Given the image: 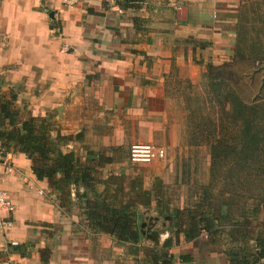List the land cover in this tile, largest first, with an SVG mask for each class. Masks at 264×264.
Returning a JSON list of instances; mask_svg holds the SVG:
<instances>
[{
	"label": "crops",
	"instance_id": "obj_1",
	"mask_svg": "<svg viewBox=\"0 0 264 264\" xmlns=\"http://www.w3.org/2000/svg\"><path fill=\"white\" fill-rule=\"evenodd\" d=\"M263 4L137 0L120 9L114 0H80L73 7L62 0H0V97L16 96L20 121L57 111L60 126L53 120L52 137L72 136L61 150L109 158L101 179L122 182L124 191L150 192V207L138 211L152 212L144 220L158 222L154 192L171 172L167 151L181 133L177 122L169 125L170 96L181 94L182 83L205 80L207 87L209 80H223L241 98L264 100V46L257 36L248 37L260 23ZM136 143L164 148L165 159L138 164L143 173L130 168L135 164L121 151ZM8 154L14 172L3 177L2 186L16 210L6 241L25 245L34 236L38 241L25 257L5 248L0 264H42L44 249L50 254L47 264H148L140 241L117 243L90 228L75 199L62 213L56 194L34 177L26 156ZM201 250L180 236L168 252L173 264H229L226 249L207 256Z\"/></svg>",
	"mask_w": 264,
	"mask_h": 264
},
{
	"label": "trees",
	"instance_id": "obj_2",
	"mask_svg": "<svg viewBox=\"0 0 264 264\" xmlns=\"http://www.w3.org/2000/svg\"><path fill=\"white\" fill-rule=\"evenodd\" d=\"M135 1L114 0V4L122 9ZM206 90L207 94L210 93L208 99L213 96L210 102L205 97L198 99L197 116L200 122L192 126L194 134L198 132L201 143L209 146L212 161L220 157V160L229 161L231 167L235 168L234 173L232 169L226 174L222 173V181L243 180L250 184L247 188L241 187V192L247 194L245 197L238 194L236 189L221 192L219 196L229 194L235 205L239 199L260 201L262 197L259 192L264 189V101L255 100V103L246 104L234 88L223 80H209ZM15 99L13 94L8 99L0 97L1 148L24 154L31 162L34 177L38 181H47L49 188L58 197L73 192L82 203L84 217L90 228L110 235L117 243L137 246L141 240L138 223L143 220L138 207H150L151 193L135 191L126 201V195L122 194V182L112 183L111 177L105 180L100 177V170L111 162L109 158L91 151L86 152L85 158L74 152H63L62 144L69 142L71 137L57 135L53 138L54 125L46 118L28 117L20 121L19 113L13 107ZM214 103L219 106L216 118H204L203 112L207 110L205 105ZM186 111L196 121L193 118L194 110L187 106ZM99 185L104 187L101 192L97 190ZM159 189H155L153 196L155 211L163 215L164 219L172 220L174 232H165L168 237L159 250L142 249L148 264H173L168 250L180 236L185 242L195 243L202 234L211 240L216 234L222 233L221 224L228 221V215L223 210L227 206L224 200L218 199L219 204L213 207L211 203L215 202L210 201V196L209 200L197 202L192 208L170 210L161 206ZM248 222L249 218L245 216L242 219L235 218L230 225L232 230L231 234H227L228 249L225 251L229 264H254L252 259L254 262L264 260V231L250 236L249 228L245 227ZM250 243H254L253 254L250 253ZM8 248L24 256L25 245H8ZM39 253L41 263L47 264V250Z\"/></svg>",
	"mask_w": 264,
	"mask_h": 264
},
{
	"label": "rangeland",
	"instance_id": "obj_3",
	"mask_svg": "<svg viewBox=\"0 0 264 264\" xmlns=\"http://www.w3.org/2000/svg\"><path fill=\"white\" fill-rule=\"evenodd\" d=\"M264 5V4H263ZM258 23L253 28V31L249 32L248 37H252L253 40H256L257 38L260 40V43L264 46V14L259 15L257 17ZM257 36V38H256ZM260 57V56H257ZM180 88H182L181 94L179 95H172L170 96L172 99L171 106H172V113L170 115V122L169 125H171L173 122H177L181 127V133H180V141L177 145L171 146L170 150L167 151V155L169 158L168 167L170 168L171 172L166 177L165 181H159L157 182L159 189V198L161 201V206L163 208H168L170 210L172 209H188L192 208L194 204L203 203L202 201L209 200L208 198L211 196L212 198L210 201H214L215 204L211 205L213 207L217 206L220 201L218 199L224 200L227 204L226 208H224V213L228 215V221L221 224L222 233L215 236L220 237H213L211 240L206 239L204 237L199 238L195 241L196 246H199L202 250V252H205L207 256L208 253L210 254L211 250L218 251L219 249L222 250L228 249V240L229 237H227V234H231V223L235 218L242 219L243 217L249 218V222L246 223L245 227H248V232L250 230V236L251 234L255 235L256 232H263L264 228V189H260V196L262 199L260 201H251V200H244L239 199L238 202L233 203L231 200V196L229 194H224L219 196V193L221 192H229L233 189H236L238 194L242 196H247L246 193L241 192V187L245 188L246 186L250 185L246 181L241 182H235V181H222V178L220 175L222 173L226 174L231 169L232 172H235V168L231 167L229 161L223 162L220 160V157H216L214 161H212L210 148L208 145L201 143V138L198 135V132L194 134V127H192L197 122H200L197 116V108L199 106L198 99L200 98H207L208 94L206 93V82L205 80H201L200 82L192 85L190 83H182L180 85ZM213 96V94H212ZM211 97H209V102L211 101ZM243 102L246 104H252L255 103V99L252 101H248L244 98H241ZM264 101L263 99L258 100L257 102ZM187 106L194 110V116L193 118L196 120H192L190 116L188 115V112L186 111ZM205 110L203 114L205 115L204 118H210L211 120L216 118V112L219 110V106L217 103L205 105ZM213 111H212V110ZM26 114V113H25ZM23 113V115H25ZM112 115V114H111ZM58 112L53 111L47 114L46 119L53 122L55 121V126H60L58 123ZM202 119L204 121L205 119ZM198 124V123H197ZM204 124V123H202ZM53 127L54 130H57L56 127ZM192 127V128H191ZM167 129V127H166ZM53 133V132H52ZM52 136V135H51ZM69 137V136H64ZM72 138V136H71ZM68 142L63 143L62 145L67 144ZM137 144V143H136ZM1 148V146H0ZM130 149V147H129ZM129 149L126 151H121L127 158H128V152ZM83 156L82 158H85L86 155L84 153L81 154ZM80 156V157H81ZM130 164H133L129 162ZM130 168H136L138 169V172L143 173L145 171H142L138 164L133 165ZM225 176V175H223ZM125 182V184L129 181V178L125 177L122 178ZM152 179V178H151ZM142 180V177H141ZM143 181V180H142ZM154 182V181H151ZM138 183V182H137ZM144 183V182H143ZM241 185V186H240ZM155 186V187H156ZM247 188V187H246ZM118 189V188H117ZM73 193V192H72ZM71 195H64L62 197H58V195L54 196V200L58 202L59 208L64 207V211L62 213H65L69 211L71 206L74 204L73 199H75V202L78 207V214L83 215L84 217V211L82 210V203L80 200H78L75 195L72 197ZM54 194V193H53ZM74 194V193H73ZM125 197V200L129 199L131 194H133L130 190H125L122 192ZM122 197V196H121ZM62 198V200H61ZM44 199L47 200V195L44 196ZM51 200V198H50ZM61 201V204H60ZM244 202V203H243ZM259 202V205L257 203ZM205 203V202H204ZM207 203V202H206ZM249 206V207H248ZM244 211V212H243ZM243 212V213H242ZM152 212L143 213L144 215H151ZM247 214V215H245ZM159 215V216H158ZM153 216H157L158 222L154 223V227L152 230L157 231L162 237H164L165 232L173 233L174 229H172V220L171 219H164L163 215H160L159 213L155 212ZM162 216V217H160ZM149 217V216H148ZM144 218V217H143ZM148 219V218H147ZM145 219L143 222H147L148 220ZM262 228V229H259ZM48 232V231H46ZM55 231L52 230L50 232L51 234ZM49 233V232H48ZM263 235H261L262 237ZM38 238L37 236L32 237L28 243L25 244V248L23 249L24 257L28 255L31 251L30 248H32V245L34 243H37ZM141 249L145 248H158L153 247L151 242L147 241L146 239L140 240ZM162 244V243H161ZM253 244L250 243V253H254ZM161 248V245L159 246ZM1 248L0 249V257L4 258V255L6 254V249ZM215 251V252H216ZM48 252V250H47ZM4 254V255H3ZM46 260L49 258V252L47 253ZM251 261V259H250ZM254 264H264V260H259L254 262L252 259L251 261Z\"/></svg>",
	"mask_w": 264,
	"mask_h": 264
},
{
	"label": "built area",
	"instance_id": "obj_4",
	"mask_svg": "<svg viewBox=\"0 0 264 264\" xmlns=\"http://www.w3.org/2000/svg\"><path fill=\"white\" fill-rule=\"evenodd\" d=\"M63 4L73 7L80 0H62ZM164 148L149 143L133 144L128 152V161L133 164H150L165 159ZM14 172V165L8 151L0 148V249L15 246L13 242H7V234L14 227L15 205L9 192L3 188V177Z\"/></svg>",
	"mask_w": 264,
	"mask_h": 264
},
{
	"label": "water",
	"instance_id": "obj_5",
	"mask_svg": "<svg viewBox=\"0 0 264 264\" xmlns=\"http://www.w3.org/2000/svg\"><path fill=\"white\" fill-rule=\"evenodd\" d=\"M40 1L43 2L44 0ZM50 17H53L52 13H50ZM143 220L138 223L141 239L144 238L147 241L151 242L153 247H159L161 245L162 236L157 231L152 230L156 221L154 222L153 218H149L147 222H143Z\"/></svg>",
	"mask_w": 264,
	"mask_h": 264
}]
</instances>
